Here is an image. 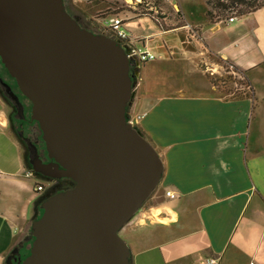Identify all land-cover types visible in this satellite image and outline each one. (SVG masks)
<instances>
[{"label": "crops", "instance_id": "0c3cea01", "mask_svg": "<svg viewBox=\"0 0 264 264\" xmlns=\"http://www.w3.org/2000/svg\"><path fill=\"white\" fill-rule=\"evenodd\" d=\"M104 1L117 10V0ZM104 1L91 2L95 13L82 18L95 19ZM124 1L127 13L113 15L123 18L134 45L156 54L132 60L128 117L160 154L166 194L120 229L130 264H264V6L210 22L205 0H183L186 21L179 23L158 19L153 6L140 12V0ZM219 60L244 71L252 94L220 93L205 69ZM2 108L0 97V264H7L43 191L30 181L39 175ZM7 189L11 203L4 202Z\"/></svg>", "mask_w": 264, "mask_h": 264}, {"label": "water", "instance_id": "95a60500", "mask_svg": "<svg viewBox=\"0 0 264 264\" xmlns=\"http://www.w3.org/2000/svg\"><path fill=\"white\" fill-rule=\"evenodd\" d=\"M0 59L54 160L36 156L33 172L74 182L42 201L22 264H130L119 231L158 187L164 164L128 120L134 77L125 49L81 26L64 0H0Z\"/></svg>", "mask_w": 264, "mask_h": 264}, {"label": "rangeland", "instance_id": "374dc122", "mask_svg": "<svg viewBox=\"0 0 264 264\" xmlns=\"http://www.w3.org/2000/svg\"><path fill=\"white\" fill-rule=\"evenodd\" d=\"M262 1H264V0H248L247 3L244 5H236V7H233L231 10L224 11L223 14H221V18L226 19V18L231 17V16H238L239 15L238 10L250 9L251 8L250 5L258 4ZM117 2H118L117 11L118 12L122 11L124 14H126L127 12L125 11V9L127 7L125 4H127V3H125L124 0H117ZM180 2H183V0H140L137 8H138V10H140V12H143V11L145 12L149 8V6H153L157 10V12L155 13V16H157L158 19H160V20H164V19L165 20L166 19L172 20L175 18L177 20L178 19L180 20V21H178L179 23L180 22L182 23V22H185L186 19L184 17V11H183V9H181V6H180L181 3ZM64 3L67 4L68 6L71 4L73 5L72 0H64ZM174 3H176L178 5L179 10L177 12H176L175 7L173 6ZM214 12H217V9H215ZM126 22L128 23V21H126ZM213 63L214 64H212V65L211 64L205 65V69H208L207 72H208L209 76L212 78V81L217 85V87L220 90V93L222 95L236 96L238 94L236 92L240 89H244V87L248 90L246 83H248L249 80L245 77V75L242 72L235 70L233 67L229 68L225 63L221 62L220 60H219V63L216 61ZM0 72L4 76V78L9 77V72L6 69V67L4 66L1 59H0ZM133 80H134V78H133ZM6 109L7 108H2L3 112L1 114L4 115L5 122L8 123V118H7L8 116L5 112V111H7ZM127 116H128V112H127ZM15 136L19 139L20 145H21L20 138L17 135H15ZM30 181L32 184L39 183V184L44 186L43 195L41 196V198L38 199V201L36 203V217H39L43 212L42 207H41V202L45 198H47L49 195L55 193L56 191H59L61 188H58L56 190L55 189H49L52 186L51 180H48V179L41 177V176H36V175L31 176ZM160 186H161V184L159 183L158 189L156 188L154 190V192L151 194V196L148 198V200L143 204L141 209H148L149 206L155 205V204H160V203H162V201L164 199H166V197H165L166 194H165V192H163V189H161ZM13 195H14V193H12L11 190H9V189L5 190L4 202L5 203H11L13 200ZM21 234L22 235H21L20 239L24 240L27 237V239H25V241H24V247L22 248V252L25 256L27 253H29V248L31 247V243H32V239H33L32 229H31V220L28 223V225L25 226V228L23 229V232Z\"/></svg>", "mask_w": 264, "mask_h": 264}, {"label": "flooded vegetation", "instance_id": "af4514ba", "mask_svg": "<svg viewBox=\"0 0 264 264\" xmlns=\"http://www.w3.org/2000/svg\"><path fill=\"white\" fill-rule=\"evenodd\" d=\"M65 6L67 11L73 16L72 10L67 7V4H65ZM0 97L7 107L8 128L20 138L27 165L33 168L36 163V156L44 163L54 161L48 156L45 141L43 140L42 131L38 122L32 119L31 101L20 91L15 79L10 74L9 77L4 78L0 72ZM36 174L51 180L52 186L49 189L56 190L61 188L60 190H62L71 187L74 183L71 179L66 177L50 179L42 174ZM25 239H27V237ZM25 239L14 248L16 249L15 252H13V249L10 253L14 259L12 262L13 264H22V260L28 255L27 253L24 256L22 252Z\"/></svg>", "mask_w": 264, "mask_h": 264}, {"label": "trees", "instance_id": "16d2710c", "mask_svg": "<svg viewBox=\"0 0 264 264\" xmlns=\"http://www.w3.org/2000/svg\"><path fill=\"white\" fill-rule=\"evenodd\" d=\"M97 0H88L86 1L88 4H85L84 6H78L74 7L72 4L67 6L70 10H72V14L73 17L76 18V20L81 24V26L86 27L96 33H100L101 31H99L97 28L98 26H104V21L112 16L114 13L117 12V10H112L111 9V3L104 1L105 3H108L107 6H104V9H101L100 11H98L96 13V17L93 20H84L82 18V14L86 15V14H92L95 13L94 12V8L93 5H91V2L93 4V2H95ZM248 0H206L207 4H208V10H207V16L208 19L210 20V22H215L218 20H221L223 18H221V14H223L224 11L227 10H231L233 7H236V5H244L247 3ZM74 4V2H73ZM251 8L250 9H241L238 10V16H242L245 15L247 13H250L252 11H255L257 9H259L260 7L264 6V1L258 3V4H253L250 5ZM217 9V12H214V10ZM144 12V11H143ZM144 13H149V11H145ZM76 14V15H75ZM225 15V14H224ZM95 22V23H94ZM91 23H94L93 25ZM221 62L225 63L229 68H234L235 70H238L240 72H242L244 74V71L237 69L236 66H233L232 64L220 60ZM245 75V74H244ZM246 77V76H245ZM246 86L248 87V90L244 87V89H240L238 90L236 93H238L236 96H243V95H250L252 94V86L250 81L248 83H246Z\"/></svg>", "mask_w": 264, "mask_h": 264}, {"label": "built area", "instance_id": "2783aa9c", "mask_svg": "<svg viewBox=\"0 0 264 264\" xmlns=\"http://www.w3.org/2000/svg\"><path fill=\"white\" fill-rule=\"evenodd\" d=\"M229 20L233 21L234 17H230ZM104 24L105 25L101 26V29H99V31H101L100 33H106L107 35L116 39L125 49L127 56L131 59V61L133 60V58H138L142 62L153 60L156 58L155 53L148 50H142L141 48L134 45L125 30L122 28L123 18L112 15L104 21ZM128 120L133 124V121L130 118H128ZM36 190L43 191L44 186L38 184ZM167 195H169L170 197H174V194L170 191L167 192ZM208 262L215 263L216 259H209Z\"/></svg>", "mask_w": 264, "mask_h": 264}]
</instances>
